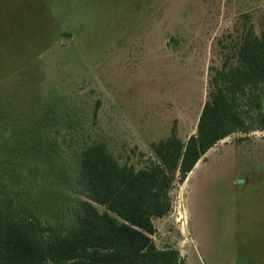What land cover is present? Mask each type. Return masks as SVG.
Listing matches in <instances>:
<instances>
[{
    "label": "rangeland",
    "instance_id": "374dc122",
    "mask_svg": "<svg viewBox=\"0 0 264 264\" xmlns=\"http://www.w3.org/2000/svg\"><path fill=\"white\" fill-rule=\"evenodd\" d=\"M261 6L264 0H0V120L18 121L61 97L82 109L98 101L97 128L117 152L152 157L151 144L173 128L183 141L195 134L209 69L221 64L217 40L238 15ZM170 197V213L153 220L158 249H176L185 264H264V132L220 141Z\"/></svg>",
    "mask_w": 264,
    "mask_h": 264
},
{
    "label": "trees",
    "instance_id": "16d2710c",
    "mask_svg": "<svg viewBox=\"0 0 264 264\" xmlns=\"http://www.w3.org/2000/svg\"><path fill=\"white\" fill-rule=\"evenodd\" d=\"M217 46L195 134L183 141L173 128L152 157L117 152L97 128L98 101L82 109L61 97L0 120V264H185L155 246L153 220L220 141L264 132V6L238 15Z\"/></svg>",
    "mask_w": 264,
    "mask_h": 264
}]
</instances>
